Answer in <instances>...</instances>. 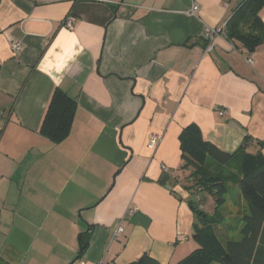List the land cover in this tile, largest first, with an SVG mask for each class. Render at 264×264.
<instances>
[{
	"label": "crops",
	"instance_id": "obj_1",
	"mask_svg": "<svg viewBox=\"0 0 264 264\" xmlns=\"http://www.w3.org/2000/svg\"><path fill=\"white\" fill-rule=\"evenodd\" d=\"M241 1L0 0V264H176L198 247L182 129L227 153L249 137L264 156V44L248 54L221 32L204 51L203 29ZM55 88L77 101L59 144L39 133Z\"/></svg>",
	"mask_w": 264,
	"mask_h": 264
},
{
	"label": "trees",
	"instance_id": "obj_2",
	"mask_svg": "<svg viewBox=\"0 0 264 264\" xmlns=\"http://www.w3.org/2000/svg\"><path fill=\"white\" fill-rule=\"evenodd\" d=\"M263 8L264 0H242L225 23L226 40L248 54L254 53L264 44ZM76 104L75 99L55 88L39 133L53 144L64 141L71 131ZM249 139L244 137L234 153H227L204 140L195 124L180 132L181 169L189 171L190 181L184 187L189 194L185 200L197 219L192 233L198 247L176 264H264V156L260 151H245ZM235 187L237 196L230 194ZM204 192L215 204L211 214L203 210L199 194ZM230 196L235 199L232 208ZM88 239L89 232L80 234L77 259L87 249ZM130 264L159 263L145 253Z\"/></svg>",
	"mask_w": 264,
	"mask_h": 264
},
{
	"label": "built area",
	"instance_id": "obj_3",
	"mask_svg": "<svg viewBox=\"0 0 264 264\" xmlns=\"http://www.w3.org/2000/svg\"><path fill=\"white\" fill-rule=\"evenodd\" d=\"M28 1H30L34 4H37V3H51V2L61 1V0H28ZM67 1H70L71 3H75L78 0H67ZM93 1H96V2L102 3V4H106L110 7H115L117 4H120V0H93ZM198 13H199V6L197 4H193L191 6L190 10L188 11V15L191 17H194V18H198ZM74 22H75L74 17L71 14H68L64 18V20L62 21V27L67 28V29H73ZM224 27H225V24L222 26L221 29H212L209 27H205L203 29L202 37L206 41V45L204 48L205 54L212 52L214 40L218 36L219 33L224 31ZM10 47H11L12 51L18 52L21 49V43L13 41L11 43ZM247 63L250 65L252 64V60L250 57L247 59ZM218 115L219 116H225L226 111L220 110V111H218ZM158 142H159V136L156 134H150L149 138H148V142H147V148L152 149V150L155 149ZM161 170L164 173L168 172L167 167L164 165L161 166ZM122 232H123V229L121 227H118L116 229V231L114 232L113 237L114 238L119 237Z\"/></svg>",
	"mask_w": 264,
	"mask_h": 264
},
{
	"label": "rangeland",
	"instance_id": "obj_4",
	"mask_svg": "<svg viewBox=\"0 0 264 264\" xmlns=\"http://www.w3.org/2000/svg\"><path fill=\"white\" fill-rule=\"evenodd\" d=\"M180 175V174H179ZM186 174H182L180 175V180L178 183H180L183 187H187L190 185V181L188 180V178L185 176ZM237 192H238V189L235 187V188H232L230 190V194L231 195H234V196H237ZM199 196L201 197L202 199V204H203V210L206 212V213H209L211 214L214 210V202H213V199H211V197L208 195V193L204 192V193H201L199 194ZM187 198H189V196L187 195ZM186 198V199H187ZM191 198H195L196 199V196H192ZM197 200V199H196ZM235 200V199H234ZM237 200V199H236ZM194 221L196 222L197 219H196V216H194ZM234 236V235H233ZM236 239L238 238V235L237 236H234ZM213 264H218L216 262H214Z\"/></svg>",
	"mask_w": 264,
	"mask_h": 264
}]
</instances>
